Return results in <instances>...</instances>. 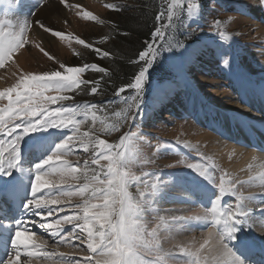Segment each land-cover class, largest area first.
I'll return each instance as SVG.
<instances>
[{
  "label": "snow or ice",
  "instance_id": "1",
  "mask_svg": "<svg viewBox=\"0 0 264 264\" xmlns=\"http://www.w3.org/2000/svg\"><path fill=\"white\" fill-rule=\"evenodd\" d=\"M44 3L45 0H39V7H43ZM261 6L264 7V0H261ZM106 7L115 9L116 5ZM201 7L200 0H171L166 7L162 0L161 10L155 19L157 22L166 19L167 22L154 29L151 42L146 43V51H141L138 61H133L143 62L138 73L127 85L120 86L113 93L118 102L127 107L121 111L112 110L116 119L111 123L106 122L109 119L108 104H116L117 101H109L103 106L89 102L63 103L75 100L69 93L98 94L100 80L81 78L87 71L109 75L106 68L95 63L72 67L61 64L63 72L55 70L32 74L21 71L13 86L0 90V101H7L6 106L0 107V177H12L0 186V196L7 197L14 204L21 196L22 184L13 173L23 171L31 176L29 198L23 203L25 215L13 223L0 218V227L14 229L11 251L4 260H0V264H32L36 257L52 260L53 264H177V248L186 258L182 264H246L232 245L241 227L250 231L259 227L260 234L264 236V217L259 215L264 213V171L253 175V168L249 165L247 180L230 178L226 181L228 173L217 179L210 170L215 169L214 164L185 163L183 159L177 161L216 189V197L202 214L172 215L167 219L159 217L154 227L145 221V213L153 210L155 198L167 182L161 179L160 172L138 175L133 171L142 159L136 144L143 134L136 121L142 119L139 97L149 69L162 52L184 49L180 59L188 56V48L183 42H172L173 35L178 25L186 26L181 13H186L187 20H191L198 16ZM83 15L96 20L89 12ZM34 23L52 36L64 38L61 32L43 22L36 20ZM32 24L30 20L16 25L7 20L0 21V69L5 68L17 51L26 46ZM220 25L221 21L217 19L211 27L218 30L222 40H228L229 37L219 31ZM6 28L12 30L6 32ZM78 43L92 47L83 40ZM215 47L218 62L231 69L229 53L222 44H215ZM93 50L100 55V49ZM44 54L53 59L47 52ZM102 54L110 55L108 52ZM88 86H91L90 89ZM126 89L131 91L122 95ZM57 104L59 106L55 109L49 107ZM96 112L104 115L98 117ZM90 113L92 123L87 131L81 132V126ZM129 121H132L129 131L123 132L118 142L109 143L100 138V133L111 135L120 132L121 122L128 124ZM50 129H67V135L48 156L31 168H23L21 148L25 137ZM167 147H170L169 142L159 143L156 151ZM183 147L192 146L184 142ZM80 150L90 153V158L80 163L77 156L74 164L70 158ZM201 159L205 158L201 156ZM143 162L149 163L147 160ZM176 166L167 165L168 168ZM133 185L135 196L130 191ZM244 186L258 188L259 192H250L245 196L241 191ZM225 196L234 198V203L223 205ZM74 199L79 202L73 204ZM65 209L72 211L65 212ZM59 213L65 214L60 216ZM53 216L55 219H49ZM192 222L204 224L208 229L201 242L177 244L167 251L162 249L159 238L162 228L183 227ZM64 225L70 227L65 230ZM35 227L51 238L52 251H49L48 239L37 234L33 230ZM61 246L69 251H60ZM76 254L80 257L77 258Z\"/></svg>",
  "mask_w": 264,
  "mask_h": 264
},
{
  "label": "rangeland",
  "instance_id": "2",
  "mask_svg": "<svg viewBox=\"0 0 264 264\" xmlns=\"http://www.w3.org/2000/svg\"><path fill=\"white\" fill-rule=\"evenodd\" d=\"M140 1L64 0L62 4L61 0H45L44 6L39 7V0H0V5L7 3L9 7L11 6L16 11L15 16L8 11H5L2 15L0 14V21L7 20L13 25L24 20L33 22L28 33L26 46L17 51L5 68L0 69V90L13 86L21 71L32 74H42L55 70L63 72V69L60 68L61 64L68 67L91 64L89 62L94 61L92 55L97 61L98 58L103 56L102 52L104 50H109L114 45H121V42L117 41L109 43L110 37L113 35L111 30V21L114 19L113 13L120 11L121 8L126 9L124 11L130 13H139ZM169 1L171 3V0ZM200 3L202 7L199 14L193 19L187 20L186 13H181L182 18L186 21V26L178 25L173 35L172 42L175 43L177 40L183 42L185 47L188 48V56L184 60L180 59L181 52L184 49L162 52L149 69L147 80L139 97L142 119H138L136 123L139 124L143 138L137 142L136 148L142 159L133 168V171L138 175H142L143 172H160L161 179L167 182L161 188L160 194L155 198L153 210L145 213V221L153 227L159 222V217L167 219L172 215H186L188 213L180 205V203L186 201L187 195L179 193L173 187L172 182L177 179V173L181 172L188 175L192 173L190 172L192 170L182 164H177V161L183 159L185 163L214 164L216 166L215 169L210 170L214 172L217 179L223 173H228V176L225 177L226 181L230 178H239L235 177L220 162L218 153L213 148L216 139L220 140L219 143L221 145L225 143V137L222 138V135L218 137L214 131L220 121V117L217 112L213 113L212 117L209 116L207 113V101L240 105L243 99L239 98L237 83L251 85L248 89H258L257 92L264 88V7L261 6V0H200ZM66 5H74L76 7H66ZM107 5H116V8L111 9L106 7ZM48 12L51 13V16H48ZM84 12L94 15L96 20L84 17ZM27 14H29V17H27ZM217 19L221 21L219 31H223L229 37L228 40H222L219 37L218 30L211 27ZM36 20L43 22L55 31L61 32L64 38L54 37L51 33L44 32L43 29L34 23ZM126 22L127 20H125ZM11 30L10 28L5 29L6 32ZM186 36L187 39H185ZM105 37L107 39H104ZM79 40L85 41L92 47H85L78 43ZM212 42L222 44L224 50L229 53V58L232 62L231 69L225 68L222 63L218 62L217 49ZM93 49H102L103 51L101 50L98 56ZM44 52H47L53 59H49ZM98 63L104 64L103 61H98ZM92 72H85L81 78L84 79L83 77L86 76L89 79H94L96 76L92 75ZM245 73L253 79V83H250L245 77ZM185 74L192 80L194 86L188 84ZM75 93H69V95ZM74 97L77 101L68 100L63 103L83 104V102H78L84 98L81 93H76ZM216 98H218L219 102L215 100ZM111 101H117V103L108 104L109 101L105 103L108 104L109 108L107 113L109 119L106 121L109 123L116 119L112 116V110L121 111L127 107V105L119 103L118 98ZM6 104L7 101H0V107H4ZM58 106V104L49 105L52 109ZM133 112H135V108H133ZM201 113L204 114L205 118L201 119ZM259 113H262V111ZM221 114L225 117L224 112H221ZM96 115L102 117L104 113L96 112ZM77 119H82V117H77ZM91 123L90 113L86 123L81 126V132L87 131ZM121 123L120 132H114L111 135L100 133V138L105 139L109 143L118 142L121 134L129 131V125L132 121H129L128 124ZM96 128H99V122H97ZM66 135L67 129L64 131L50 129L48 132L33 133L31 136L25 137L21 154L23 155L24 150V154L28 152V159L27 163L25 162L26 166L22 159V164H24L22 167L31 168L35 163L40 162L54 150L55 145L61 142ZM205 136L208 138L205 139ZM208 139H210V142L207 143ZM37 141L42 142V146L39 145L40 149L42 147L41 152L35 146ZM163 142H169L170 147L163 148L157 152L158 144ZM184 142L189 143L192 147L184 148ZM257 149L256 151H258ZM77 156L79 157V162L83 163L85 159L90 158V153H85L82 150L74 153L70 158L74 164L77 162ZM201 156L205 159H201ZM23 158L26 159V155ZM144 160L149 161V163H144ZM168 164H176L177 166L168 168ZM14 175L29 177L22 186L23 189L27 186L24 203L29 198L28 187L31 176L23 171L13 173ZM196 177L199 182L203 180L198 175ZM10 178L12 177H0V186L5 185ZM239 179L247 180L248 178ZM209 186L210 188L212 187L210 184ZM130 191L134 196L136 195L134 185L130 188ZM241 191L247 196L250 192L258 194L259 189L244 186ZM213 194L214 200L216 189H214ZM203 196V194L197 195V201L201 203ZM78 202L76 199L72 201L73 204ZM229 203H234V198L225 196L222 204L227 205ZM200 206L203 213L208 204ZM68 211L72 210L65 209V212ZM64 214L59 213L60 216ZM263 214L259 215L262 217ZM9 217L11 218L10 215ZM49 219H55V216ZM63 227L67 230L70 225H64ZM197 227L200 228V224L192 222L183 227L166 226L162 228L159 232L162 249L167 251L177 244H189V242H184L182 239L185 234L186 237L195 234V240L198 244L203 238L201 234L207 232V229L204 224L203 227L205 229L201 230L200 228L197 230ZM9 230L8 234L11 232V229ZM187 230L194 231V233L192 235L189 233L190 235L188 236ZM34 231L48 239L49 251H52V240L47 233H44L38 227ZM239 232L242 240H248L253 243H260L264 240V236L259 234L257 230L250 231L241 227ZM2 244L5 247V243L2 242ZM59 250L62 252L69 251L68 248L62 246ZM76 255L77 258L80 257V254ZM175 255L177 264H182L183 260L186 259L178 248ZM152 258L149 257V259ZM32 264H53V262L52 260H45L43 257H36L33 258Z\"/></svg>",
  "mask_w": 264,
  "mask_h": 264
},
{
  "label": "bare ground",
  "instance_id": "3",
  "mask_svg": "<svg viewBox=\"0 0 264 264\" xmlns=\"http://www.w3.org/2000/svg\"><path fill=\"white\" fill-rule=\"evenodd\" d=\"M48 14V16H51L50 12H48ZM27 17H29V14H27ZM244 75L250 81V83H253V79L249 77L247 73H245ZM185 76L188 84L193 85L192 80L186 74ZM250 86L251 85H248L246 83H237L239 98L243 99L240 105H234L232 103L225 104L223 102H219L218 98H216L215 100L219 103H214L211 100L207 101V113L209 114V116L212 117V114L217 112V115L220 117V121L218 122L217 127L214 131L216 132V135L218 137L221 135L222 138L225 137V143H222L221 145L219 143L220 140L216 139L213 148L217 151L220 162L224 164L226 168L235 175V177L244 179L248 178L247 170L249 168V165H251L253 168V175H257L260 171H264V168H261V165L264 164V152L256 151L258 147H260V150L264 148V88H261V90L257 92L258 89L249 90L248 88ZM260 111H262V113H259ZM221 112L225 113V117L222 116L223 114H221ZM200 117L201 119L205 118L204 114L202 113ZM204 138L207 139L208 137L205 136ZM208 142H210V139L207 140V143ZM41 143L37 141V144H35V146L38 147V150L40 149V146H42ZM41 151L42 147L40 149V152ZM24 153L22 155L23 163H27L28 152L26 154ZM24 155H26V159L23 158ZM22 166H24V164H22ZM190 172H188L190 174L187 173L188 175H185L181 172L177 173V179L173 180L172 182L173 187L179 193H184V195H187L186 201H183L182 203L179 202L180 205L183 206L182 208L184 209V211L188 212L186 215L202 214V207L200 205L210 204V202L213 200L212 194L214 193V190L212 187L210 188L209 184L206 181L203 180L199 182L196 177L197 175L193 171ZM15 177L20 181L22 186L29 178L25 175H15ZM21 194H23L22 196H24L23 191H21ZM200 194L204 195L201 203L197 201L198 199H196V196ZM24 213L25 212L23 211L22 214L24 215ZM3 216L7 215L5 214ZM262 217H264V214ZM8 218L10 217L8 216ZM199 224L201 230L205 229L203 227V224ZM200 228L197 227L196 229L198 230ZM0 229L2 230L0 234H3L2 237L0 235V247H2L3 251L5 250L6 252H8L11 250L10 242L12 239L11 232L10 234H8V230L11 229L12 231V228L5 229L3 227H0ZM33 230H36V227ZM256 230L260 234L259 227H257ZM186 232L188 236L194 233V231L191 230H187ZM206 234L207 232H203L201 236L205 238ZM182 239L184 242L186 241L190 244L193 241H196V236L194 234L193 236L186 237L185 234L182 236ZM2 242L5 243V247L3 246L4 244H2ZM251 243L253 242L242 240L240 237V232H238L237 240L235 242V245H237V249L234 248V250L235 252L236 250L239 251V248L241 250H245L244 252H246L248 249H252L253 251H264V240L260 243ZM253 251H250V253ZM248 252L249 251H247V253Z\"/></svg>",
  "mask_w": 264,
  "mask_h": 264
},
{
  "label": "trees",
  "instance_id": "4",
  "mask_svg": "<svg viewBox=\"0 0 264 264\" xmlns=\"http://www.w3.org/2000/svg\"><path fill=\"white\" fill-rule=\"evenodd\" d=\"M161 3L162 0H141L139 2V13H130L124 11L126 9L123 8L113 13L114 19L111 21L113 35L110 37L109 43L117 41L121 42V45H114L109 50L103 51L101 49L103 52L110 53V55L97 57V61L92 55L94 61L89 63H95L96 61L95 64L106 68L109 75L104 76L102 73L93 71L91 74L96 76L94 79L84 76V79L100 80V89L96 95L81 92L84 98L78 102H89L103 106L107 101L117 98L113 95L116 89L127 85L133 79L134 75L138 73L140 67L143 65L142 61L138 63H133V61H138L139 53L146 51V43L151 42L154 29L160 23L167 22L166 19L161 22H157L155 19L161 10ZM163 3L166 7L170 1L163 0ZM122 20L123 22H121ZM125 20H127L126 23ZM98 61H103L104 64L98 63ZM90 87L88 86L89 89ZM130 91L126 89L122 95H128ZM75 94H72V96Z\"/></svg>",
  "mask_w": 264,
  "mask_h": 264
}]
</instances>
